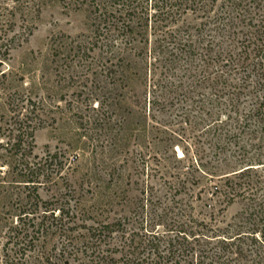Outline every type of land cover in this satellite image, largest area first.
<instances>
[{"label":"trees","instance_id":"16d2710c","mask_svg":"<svg viewBox=\"0 0 264 264\" xmlns=\"http://www.w3.org/2000/svg\"><path fill=\"white\" fill-rule=\"evenodd\" d=\"M261 2L225 0L218 7V0H0L4 35L13 31L18 17L21 27L31 30L44 7L60 4L70 11L87 9L95 27L93 46L99 43L111 57L125 55L127 60L132 54L143 56L150 35L164 43L161 51L166 48L168 55L160 65L163 62L165 70L176 72L170 73L177 78L165 84L152 77L149 103L162 110L170 106L177 112V123L209 135L208 192L212 201L210 222L205 223L193 215L191 204L175 200L181 189L174 185L171 202H163L153 188H143L131 215L112 220H96L90 210L78 213L58 198L43 199L37 180L45 174L44 168L51 169L43 175L46 178L55 175L64 179L63 163L57 162V153H48L40 160L34 154L33 130L28 122L38 116V104L27 99L26 105L12 109L13 121L0 142V183L13 175L14 182H27L24 186L28 189L27 193L14 190L17 187L7 191L14 200L10 203L13 211L0 218L6 227L4 264H57L63 259L78 264H86V260L90 264H264ZM198 12L209 18V47H202L199 54L188 27L174 28L186 16ZM15 40L0 35V66L15 48ZM120 66L123 75L133 71L121 82L145 81L143 71L134 72L144 68V56L140 63L130 59ZM168 85L171 92L165 95L162 87L167 90ZM203 86L208 87V95L198 92ZM179 88L183 90L179 92ZM182 151L184 158L187 153L183 147ZM203 166L197 163L198 169ZM236 203L241 208L229 221L216 217ZM218 205L224 208L216 210ZM88 219L92 223L88 224ZM56 237L61 247L53 245L50 251L42 247L45 240Z\"/></svg>","mask_w":264,"mask_h":264},{"label":"rangeland","instance_id":"374dc122","mask_svg":"<svg viewBox=\"0 0 264 264\" xmlns=\"http://www.w3.org/2000/svg\"><path fill=\"white\" fill-rule=\"evenodd\" d=\"M224 3L225 0H218L217 6ZM261 4L264 6V0ZM17 19V25L7 35L0 26V35L16 39L8 60L0 66V142L13 121L12 109L26 105L27 99L38 104V116L28 122L33 130L34 154L40 160L48 153H57L64 178L53 175L48 179L43 175L51 169L44 168L45 174L37 180L42 198H58L62 205L67 208L70 203L78 213L90 210L96 220H112L131 215L143 188H153L163 202H171L174 185L181 189L175 200L191 204L197 220L209 223V135L177 123V112L170 106L171 110H162L149 103L152 77L165 84L177 78L171 74L176 72L165 70L163 62L160 65L159 61L168 55L166 48L161 51L164 43L157 41L155 35L149 36L144 52L147 55H143L145 66L134 71H143L145 81L125 83L122 79L129 78L133 71L127 70L123 75L120 65L130 59L140 63L143 56L132 54L126 60L125 55L105 54L99 43L93 46L95 27L87 9L70 11L60 4L47 5L31 30L23 29L21 19ZM208 20L198 12L174 27H188L197 54L202 47H209ZM170 88L162 87L165 95H170ZM198 92L208 95L209 89L203 86ZM172 142L177 144L173 147ZM182 147L187 153L184 158ZM196 162L204 165V171L198 169ZM12 176L0 183V218L13 211L10 203L14 198L7 193L11 187L28 191L24 186L27 182H14ZM223 205L216 206V210ZM240 208L236 203L216 217L229 221ZM87 223H92V219ZM5 232L4 222L0 221V264H4ZM41 245L47 251L53 245L61 247L58 237ZM56 263L78 264L71 259ZM85 263L90 264L89 260Z\"/></svg>","mask_w":264,"mask_h":264},{"label":"bare ground","instance_id":"6f19581e","mask_svg":"<svg viewBox=\"0 0 264 264\" xmlns=\"http://www.w3.org/2000/svg\"><path fill=\"white\" fill-rule=\"evenodd\" d=\"M179 153L181 154V151H179ZM181 155H182V154H181ZM181 155H180V156H181Z\"/></svg>","mask_w":264,"mask_h":264}]
</instances>
